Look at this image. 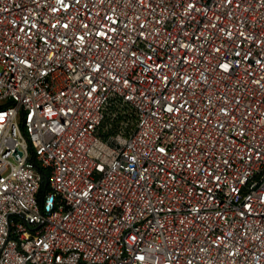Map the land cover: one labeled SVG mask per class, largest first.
I'll use <instances>...</instances> for the list:
<instances>
[{"label":"built area","instance_id":"built-area-1","mask_svg":"<svg viewBox=\"0 0 264 264\" xmlns=\"http://www.w3.org/2000/svg\"><path fill=\"white\" fill-rule=\"evenodd\" d=\"M0 264H264V0H0Z\"/></svg>","mask_w":264,"mask_h":264}]
</instances>
